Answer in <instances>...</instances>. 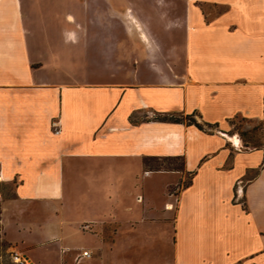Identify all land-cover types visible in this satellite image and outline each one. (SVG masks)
Returning a JSON list of instances; mask_svg holds the SVG:
<instances>
[{
	"label": "crops",
	"instance_id": "1",
	"mask_svg": "<svg viewBox=\"0 0 264 264\" xmlns=\"http://www.w3.org/2000/svg\"><path fill=\"white\" fill-rule=\"evenodd\" d=\"M236 115L264 119V0H0L1 237L31 264H264Z\"/></svg>",
	"mask_w": 264,
	"mask_h": 264
},
{
	"label": "rangeland",
	"instance_id": "2",
	"mask_svg": "<svg viewBox=\"0 0 264 264\" xmlns=\"http://www.w3.org/2000/svg\"><path fill=\"white\" fill-rule=\"evenodd\" d=\"M38 7L39 5L36 8ZM230 122H231V126L229 128L230 137L237 135V137H240L242 139L243 144L247 143L249 147H264V119H255V118L243 117L242 115H236L231 119ZM242 130H250V131L248 132V134L243 136V134H241ZM181 163H182L181 158L176 157V158H164L162 160H157L155 164H162L165 166L175 165L176 167H178L181 165ZM188 179H189V175L185 174L183 178V182H186ZM86 237L87 235L79 233L73 236L70 240L75 244H83L86 242ZM41 248L42 249L38 250V253H40V251L41 252L45 251L46 253L48 252L47 254H49L48 256L50 258V262H52V264L55 263L58 264L59 260L56 254L58 251L57 242H47L43 244ZM86 248L90 249L89 247ZM14 250H18L20 252L25 253L24 251H22V249H20L19 246L9 243L4 238H2L0 234V264H31L29 260L30 257L27 253L24 254V256L27 258L26 262H15L12 259V252ZM26 255H28L29 258ZM128 258L129 259L134 258L131 252H129L128 255H122V253H118L117 255L114 253L113 254L107 253V256L103 257L104 260L103 262L105 263L109 261V259H112L114 262L117 261L121 263V261ZM31 259L34 260L35 262L34 264H37L36 260L32 256ZM103 262L102 261L99 262L98 260H95L92 263L91 262L86 263L84 261L78 263L71 256L69 262H65V260L63 259V262L60 264H103Z\"/></svg>",
	"mask_w": 264,
	"mask_h": 264
},
{
	"label": "built area",
	"instance_id": "3",
	"mask_svg": "<svg viewBox=\"0 0 264 264\" xmlns=\"http://www.w3.org/2000/svg\"><path fill=\"white\" fill-rule=\"evenodd\" d=\"M51 126L53 127V129L55 131L59 130V120L58 118H53L51 120ZM243 180L242 179H237L236 181V188H237V192L239 190L243 189ZM240 201L243 202V194L240 195ZM91 255V251L90 249L86 248V247H80L74 254L73 258L76 262L80 261L81 259H83L84 257H88ZM12 259L15 262H26L27 258L23 255V253H21L18 250H14L12 252Z\"/></svg>",
	"mask_w": 264,
	"mask_h": 264
},
{
	"label": "trees",
	"instance_id": "4",
	"mask_svg": "<svg viewBox=\"0 0 264 264\" xmlns=\"http://www.w3.org/2000/svg\"><path fill=\"white\" fill-rule=\"evenodd\" d=\"M160 118H169V119H172V120H183L187 123H195L198 127L202 128L203 125L201 123H199L195 117L193 116V114H179V115H174V114H171V115H162V116H159ZM250 130H242L241 131V134L246 135L248 134ZM245 145H247V143H244ZM178 157V156H176ZM175 157V158H176ZM166 158V157H165Z\"/></svg>",
	"mask_w": 264,
	"mask_h": 264
},
{
	"label": "bare ground",
	"instance_id": "5",
	"mask_svg": "<svg viewBox=\"0 0 264 264\" xmlns=\"http://www.w3.org/2000/svg\"><path fill=\"white\" fill-rule=\"evenodd\" d=\"M233 139H234L235 141H238V140H239L238 137H233ZM28 258H29V257H28Z\"/></svg>",
	"mask_w": 264,
	"mask_h": 264
}]
</instances>
